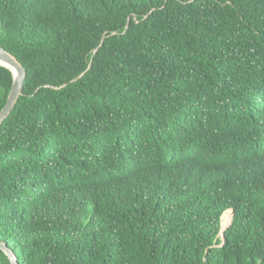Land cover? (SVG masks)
Listing matches in <instances>:
<instances>
[{"label":"trees","instance_id":"trees-1","mask_svg":"<svg viewBox=\"0 0 264 264\" xmlns=\"http://www.w3.org/2000/svg\"><path fill=\"white\" fill-rule=\"evenodd\" d=\"M0 45L20 264H264V0H0Z\"/></svg>","mask_w":264,"mask_h":264},{"label":"water","instance_id":"water-1","mask_svg":"<svg viewBox=\"0 0 264 264\" xmlns=\"http://www.w3.org/2000/svg\"><path fill=\"white\" fill-rule=\"evenodd\" d=\"M0 64L8 67L13 72L14 75V81L9 96L7 98L4 107L0 112V126H1L3 122L6 120V118L9 116V114L12 112L15 103L17 102L19 96L22 94V89L27 76V72L23 64L12 53L7 51L1 45H0ZM233 213L234 212L232 210L231 220ZM224 230L225 228L222 230V232ZM0 248L6 252L12 264H20L14 252L8 247L6 243H4L1 240H0Z\"/></svg>","mask_w":264,"mask_h":264}]
</instances>
